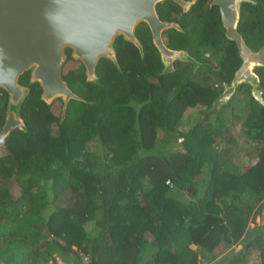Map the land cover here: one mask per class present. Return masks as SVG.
Listing matches in <instances>:
<instances>
[{
    "label": "trees",
    "instance_id": "1",
    "mask_svg": "<svg viewBox=\"0 0 264 264\" xmlns=\"http://www.w3.org/2000/svg\"><path fill=\"white\" fill-rule=\"evenodd\" d=\"M204 6L181 13L165 0L158 13L184 29L165 33L166 45L212 67L178 62L162 74L141 25L143 55L118 36L119 67L101 58L94 81L66 49L73 66L63 78L84 101L71 99L63 119L30 72L20 76L27 129L13 130L0 154V264H264V223L249 225L264 216V107L244 83L213 121L178 126L210 110L240 64L219 14ZM238 31L253 50L264 43V0L242 3ZM255 71L264 88V67ZM7 100L0 89V126ZM237 107L242 121L229 130L223 109Z\"/></svg>",
    "mask_w": 264,
    "mask_h": 264
},
{
    "label": "water",
    "instance_id": "2",
    "mask_svg": "<svg viewBox=\"0 0 264 264\" xmlns=\"http://www.w3.org/2000/svg\"><path fill=\"white\" fill-rule=\"evenodd\" d=\"M164 0H0V89L8 94L5 120L0 130V146L15 129L26 130L21 116L22 105L30 93L20 76L29 71V82L38 83L41 99L50 104L62 101L61 119L71 99L84 101L63 78L66 49H71L73 60L79 61L86 80L97 79L96 66L101 58H108L117 67L114 41L118 36L133 43L141 55L143 46L136 35L139 24H145L152 43L164 64L162 74L175 70L174 62L192 64V71L200 65L185 50L168 47L162 37L164 30L181 26L162 20L156 6ZM186 10L185 0H171ZM257 0H212L218 5L221 23L227 39L234 42L240 66L230 84L215 99L212 112H218L228 102L235 89L244 83L250 86L251 96L264 107V88L256 73L264 67V44L251 49L238 31L241 6Z\"/></svg>",
    "mask_w": 264,
    "mask_h": 264
},
{
    "label": "rangeland",
    "instance_id": "3",
    "mask_svg": "<svg viewBox=\"0 0 264 264\" xmlns=\"http://www.w3.org/2000/svg\"><path fill=\"white\" fill-rule=\"evenodd\" d=\"M76 61V60H74ZM69 66H73V63L70 62H65L64 66H63V71H66L68 69ZM50 105H52V109L55 110L56 112L60 113L62 112V101L61 99H57L54 100L53 102L50 103ZM212 108V107H211ZM222 109V106L220 108V110ZM224 110V114L223 116H226V118L228 119V126H229V130H238L239 126H240V122L242 121L241 118H239L238 114H235L236 110H239V107L232 109H223ZM216 113V112H215ZM214 112H212V110H208L203 112L202 114H197L193 111H189L188 113L184 114L180 121H179V128L181 130H186L190 127H192L193 125H195L200 119H206L208 121H210V119L213 121L214 118L216 117ZM92 149L94 150V147H92ZM2 153V151H0V154ZM19 187L16 184L12 185V193H18L19 191ZM176 195L182 197V195L179 192H175ZM185 197V196H184ZM264 223V216H256L255 220L253 222H251L249 225L250 227L253 226H259L262 225ZM88 226L90 228H92L93 224H88ZM3 232H7V229L5 227L1 228ZM241 248V245H236L235 250L238 251V249ZM56 262H63L59 257H55ZM246 264H254L256 262V259L254 257H246Z\"/></svg>",
    "mask_w": 264,
    "mask_h": 264
},
{
    "label": "flooded vegetation",
    "instance_id": "4",
    "mask_svg": "<svg viewBox=\"0 0 264 264\" xmlns=\"http://www.w3.org/2000/svg\"><path fill=\"white\" fill-rule=\"evenodd\" d=\"M165 1V0H164ZM164 1H162V2H160V3H158L157 4V6H156V9H157V12H159V9H158V5L159 4H161V3H163ZM185 1H187L188 3H189V6H188V8L186 9V10H184L181 6H180V8H181V13H186V12H188L193 6H195L196 4H205V6L204 7H206L207 9H208V11L210 12V13H213V14H219V19H220V22H221V16H220V10H219V7H218V5H216V4H213L212 3V0H185ZM161 11V10H160ZM158 15H159V13H158ZM160 17V16H159ZM172 22H176V23H178L179 25H180V23L178 22V21H172ZM141 25H145V24H139V26H141ZM221 25H222V23H221ZM181 26V25H180ZM222 27H223V25H222ZM181 28H182V31H184V29H183V27L181 26ZM224 28V27H223ZM137 29V28H136ZM171 29H175V28H170V29H167V30H164L163 31V33H162V37H163V40H164V42H165V38H166V35H165V33H167V32H169ZM188 29V28H187ZM175 30H177V29H175ZM178 31H181V30H178ZM185 31H186V29H185ZM224 35H225V29H224ZM139 39V38H138ZM166 44V43H165ZM264 44V43H263ZM262 44V45H263ZM262 45H260V46H262ZM259 46V47H260ZM252 49V48H251ZM176 50V49H175ZM178 50H180V49H178ZM205 57H208V58H210V54L209 53H206L205 54ZM193 58H195V57H193ZM196 59V58H195ZM197 60V59H196ZM199 63H200V65H198V68L200 67V66H202V65H204V66H206V65H208V67L210 66V67H212V62H205V61H199V60H197ZM179 61H175L174 62V67H176L177 66V63H178ZM240 64H241V60H240ZM240 64L238 65V67L240 66ZM237 67V68H238ZM191 68H193L192 67V65H191ZM213 68H214V66H213ZM217 69V68H216ZM237 70V69H236ZM235 70V71H236ZM235 71H234V73H235ZM173 72V71H172ZM29 81V80H28ZM22 84V83H21ZM29 84H30V82H29ZM228 84H230V82L229 83H227V82H224L223 83V90H222V92L224 91V89H225V86L226 85H228ZM27 86H28V84H26ZM239 87V86H238ZM237 87V88H238ZM237 88H236V90H237ZM57 100V99H56ZM53 102V101H52ZM4 120H5V117H4ZM3 123H4V121H3ZM3 123H2V125H3ZM2 125L0 126V130H1V127H2ZM12 133V132H11ZM10 133V134H11ZM10 134L6 137V139H5V146H0V151H2V150H4L5 148H6V146H7V140H8V138L10 137Z\"/></svg>",
    "mask_w": 264,
    "mask_h": 264
},
{
    "label": "built area",
    "instance_id": "5",
    "mask_svg": "<svg viewBox=\"0 0 264 264\" xmlns=\"http://www.w3.org/2000/svg\"><path fill=\"white\" fill-rule=\"evenodd\" d=\"M181 140V138L179 139V141ZM84 263L87 261V257L84 256L83 257ZM45 264H66L65 262H56V260H49L47 261Z\"/></svg>",
    "mask_w": 264,
    "mask_h": 264
},
{
    "label": "clouds",
    "instance_id": "6",
    "mask_svg": "<svg viewBox=\"0 0 264 264\" xmlns=\"http://www.w3.org/2000/svg\"><path fill=\"white\" fill-rule=\"evenodd\" d=\"M179 139H180V138H179ZM179 139H178V140H179ZM181 140H182V138H181ZM181 140H180V141H181Z\"/></svg>",
    "mask_w": 264,
    "mask_h": 264
}]
</instances>
